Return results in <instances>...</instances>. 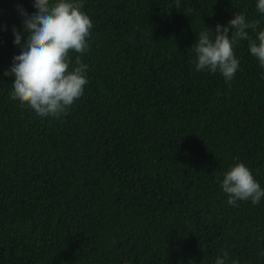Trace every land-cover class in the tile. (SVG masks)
I'll list each match as a JSON object with an SVG mask.
<instances>
[{"label": "trees", "instance_id": "1", "mask_svg": "<svg viewBox=\"0 0 264 264\" xmlns=\"http://www.w3.org/2000/svg\"><path fill=\"white\" fill-rule=\"evenodd\" d=\"M81 2L93 28L70 67L88 84L41 118L3 75L31 0H0V264H264V200L230 206L220 187L236 162L264 187V68L246 40L231 82L194 52L237 13L255 39L256 0Z\"/></svg>", "mask_w": 264, "mask_h": 264}, {"label": "clouds", "instance_id": "2", "mask_svg": "<svg viewBox=\"0 0 264 264\" xmlns=\"http://www.w3.org/2000/svg\"><path fill=\"white\" fill-rule=\"evenodd\" d=\"M181 3L175 0L177 8ZM31 4L32 10L18 5L23 27L12 29L17 50L3 75L11 74L9 94L38 117H59L83 96L88 84V65L77 56L75 66L70 67V53L83 55L88 50L93 22L82 10L81 0H31ZM256 9L264 15V0H256ZM256 27L257 22H250L242 13L235 14L227 25L217 24L214 30L205 27L194 43L195 70L218 72L225 82H231L240 68L235 48L245 40L250 54L264 68V30L255 39L247 31ZM145 35L152 39V33ZM220 187L230 206H238L240 201L258 205L264 200V187L243 162L223 173ZM215 264H229L228 254L218 256Z\"/></svg>", "mask_w": 264, "mask_h": 264}]
</instances>
